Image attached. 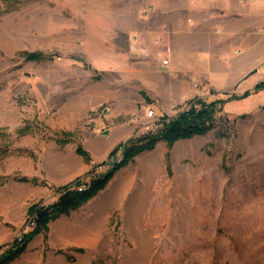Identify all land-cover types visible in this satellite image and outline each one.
Here are the masks:
<instances>
[{"label":"rangeland","instance_id":"rangeland-1","mask_svg":"<svg viewBox=\"0 0 264 264\" xmlns=\"http://www.w3.org/2000/svg\"><path fill=\"white\" fill-rule=\"evenodd\" d=\"M214 1L0 0V186L26 176V144H56L63 165L77 156L87 169L58 186L76 187L92 161L104 164L101 173L112 169L129 138L154 132L193 99L223 101L208 133L157 142L91 198L96 247L60 248L39 233L26 256L38 264H264V90L254 91L264 53L253 59L222 36L202 11ZM257 41L264 49V36ZM33 51L48 59L25 61ZM118 128L129 137L107 144ZM30 218L0 221V252L33 228Z\"/></svg>","mask_w":264,"mask_h":264},{"label":"crops","instance_id":"crops-1","mask_svg":"<svg viewBox=\"0 0 264 264\" xmlns=\"http://www.w3.org/2000/svg\"><path fill=\"white\" fill-rule=\"evenodd\" d=\"M214 3L217 8H207L206 11H202L207 12L205 16L214 17L212 21L219 27L222 36L239 42L242 51L253 59L258 56L257 54L264 53V49L258 45L256 33L258 28L264 26V0H216ZM129 135V130L118 128L108 135L110 140L107 144L124 142ZM62 155L61 147L58 146L57 149L56 144L53 148L50 144H26L25 177L34 178L36 183L20 182L10 178L0 186V221L11 223L12 226H20L27 216L30 204L40 199L54 202L58 194H55L52 188L68 183L87 169V166L79 163L77 156H73L63 165ZM141 155L137 156V159ZM48 159L50 164L47 165ZM131 166L120 168L114 175L124 170L131 173ZM93 200H89L69 215H62L51 221L48 224L49 242L52 241L51 243L60 248L96 247L98 237L93 227L95 217L91 202ZM41 236V234L36 235L34 239L41 241ZM31 243L32 249H35L36 247ZM75 257L78 259V254H75ZM38 261V255L30 258L26 256L25 250L13 260L12 264H38ZM59 262L57 264H66L65 258H60Z\"/></svg>","mask_w":264,"mask_h":264},{"label":"trees","instance_id":"trees-1","mask_svg":"<svg viewBox=\"0 0 264 264\" xmlns=\"http://www.w3.org/2000/svg\"><path fill=\"white\" fill-rule=\"evenodd\" d=\"M23 58L25 61L34 62L48 59L44 53L38 51L26 52ZM258 90H264V80L255 85L254 91ZM248 95L249 92H245L241 96L232 95L225 101L243 99ZM222 102L219 100V102L212 101L206 103L201 99H193L190 101L189 107L180 112L176 117L163 122L154 132L137 138H129L125 142L121 163L98 175L89 184H86L85 188L81 191H78L72 184H68L55 189L58 197L51 204H43L41 200L30 204L27 209V217H34V226L29 232L22 234L20 239L15 238L6 250L0 252V264H11L26 249V245L33 235L41 233L46 239L48 224L51 221L62 215H69L70 212L89 201L107 185L114 173L126 166L134 156L145 151H151L159 141L171 147L177 141L187 140L208 133L216 126L215 114L220 111L221 107L219 104H222ZM77 152L85 155L80 148H77ZM15 180L36 183L34 178L28 179L25 176L16 178Z\"/></svg>","mask_w":264,"mask_h":264},{"label":"built area","instance_id":"built-area-1","mask_svg":"<svg viewBox=\"0 0 264 264\" xmlns=\"http://www.w3.org/2000/svg\"><path fill=\"white\" fill-rule=\"evenodd\" d=\"M151 10H152L151 6H146V7L141 9V14L142 15H147V14H149L151 12ZM257 33L262 35V36H264V26L258 28L257 29ZM162 64L166 65V64H168V61L164 59V60H162ZM146 115H147V117H153L154 116V111L152 109H150V110L147 111ZM117 160H121V154L117 157ZM113 162H111L109 165H111ZM103 167H104V164H102V163L101 164H97L94 161H92L91 162V173L88 174L87 180L81 182L80 185L76 186L75 188L78 191H81L82 189H84L86 184H89L91 180L95 179L102 171H104V170H102ZM28 224H29L30 227H32L34 225V217L33 216H31V218L29 219Z\"/></svg>","mask_w":264,"mask_h":264},{"label":"bare ground","instance_id":"bare-ground-1","mask_svg":"<svg viewBox=\"0 0 264 264\" xmlns=\"http://www.w3.org/2000/svg\"><path fill=\"white\" fill-rule=\"evenodd\" d=\"M119 160H117V162H118Z\"/></svg>","mask_w":264,"mask_h":264}]
</instances>
